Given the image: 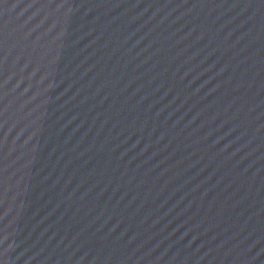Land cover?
<instances>
[{"label":"water","instance_id":"water-1","mask_svg":"<svg viewBox=\"0 0 264 264\" xmlns=\"http://www.w3.org/2000/svg\"><path fill=\"white\" fill-rule=\"evenodd\" d=\"M0 264H264V0H0Z\"/></svg>","mask_w":264,"mask_h":264}]
</instances>
